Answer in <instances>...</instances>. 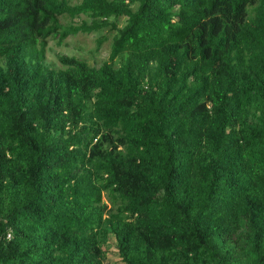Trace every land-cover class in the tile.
<instances>
[{
	"label": "trees",
	"instance_id": "obj_1",
	"mask_svg": "<svg viewBox=\"0 0 264 264\" xmlns=\"http://www.w3.org/2000/svg\"><path fill=\"white\" fill-rule=\"evenodd\" d=\"M0 264H264V0H0Z\"/></svg>",
	"mask_w": 264,
	"mask_h": 264
},
{
	"label": "rangeland",
	"instance_id": "obj_2",
	"mask_svg": "<svg viewBox=\"0 0 264 264\" xmlns=\"http://www.w3.org/2000/svg\"><path fill=\"white\" fill-rule=\"evenodd\" d=\"M79 0H71V2H77ZM86 17V16H84ZM77 20L80 17L76 18ZM125 22L124 17L119 20V24L122 25ZM107 32V29H102L94 32H78L77 34H70L63 41L59 42L58 38H53L49 41L46 53V61L54 67H61L62 61L60 55L62 53L76 54L85 58L90 64L100 65L105 60L110 52L113 32L110 34V38L107 39L99 48L97 47V38ZM110 33V32H109ZM105 201L108 202V206H111L110 200L105 196ZM108 258L118 259L119 253L116 246V240L114 236L110 237L107 244Z\"/></svg>",
	"mask_w": 264,
	"mask_h": 264
}]
</instances>
